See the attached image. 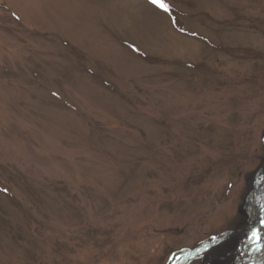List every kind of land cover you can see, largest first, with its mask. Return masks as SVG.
Returning <instances> with one entry per match:
<instances>
[{
    "label": "rangeland",
    "instance_id": "374dc122",
    "mask_svg": "<svg viewBox=\"0 0 264 264\" xmlns=\"http://www.w3.org/2000/svg\"><path fill=\"white\" fill-rule=\"evenodd\" d=\"M162 2L0 0V264H260L264 0Z\"/></svg>",
    "mask_w": 264,
    "mask_h": 264
},
{
    "label": "snow or ice",
    "instance_id": "6c2138e0",
    "mask_svg": "<svg viewBox=\"0 0 264 264\" xmlns=\"http://www.w3.org/2000/svg\"><path fill=\"white\" fill-rule=\"evenodd\" d=\"M154 4H157L159 7L167 10V4L163 3L162 0H152ZM255 235V233H253Z\"/></svg>",
    "mask_w": 264,
    "mask_h": 264
}]
</instances>
